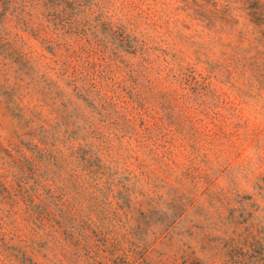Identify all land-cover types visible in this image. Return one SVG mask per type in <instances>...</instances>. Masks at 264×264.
<instances>
[{
  "label": "rangeland",
  "instance_id": "1",
  "mask_svg": "<svg viewBox=\"0 0 264 264\" xmlns=\"http://www.w3.org/2000/svg\"><path fill=\"white\" fill-rule=\"evenodd\" d=\"M0 264H264V0H0Z\"/></svg>",
  "mask_w": 264,
  "mask_h": 264
}]
</instances>
